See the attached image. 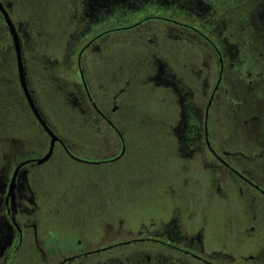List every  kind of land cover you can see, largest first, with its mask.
Here are the masks:
<instances>
[{"label":"rangeland","instance_id":"obj_1","mask_svg":"<svg viewBox=\"0 0 264 264\" xmlns=\"http://www.w3.org/2000/svg\"><path fill=\"white\" fill-rule=\"evenodd\" d=\"M1 2L23 47L34 103L80 161L56 143L49 160L34 162L50 139L25 104L0 15V264H58L73 252L144 236L195 249L215 264H264V0ZM152 13L170 19L126 28ZM153 21L156 43L141 47L136 38ZM120 35L126 39L110 40ZM92 39L107 44H94L95 64L91 44L85 47ZM211 44L224 67L208 140L230 170L204 139L220 71ZM22 161L11 199L19 205L17 240L3 199ZM148 246L122 244L67 264L120 251L133 257Z\"/></svg>","mask_w":264,"mask_h":264},{"label":"flooded vegetation","instance_id":"obj_2","mask_svg":"<svg viewBox=\"0 0 264 264\" xmlns=\"http://www.w3.org/2000/svg\"><path fill=\"white\" fill-rule=\"evenodd\" d=\"M0 15H1V13H0ZM2 18H3V16H2ZM146 19H148V18L147 17H143V18L139 19V21H137L136 23H132L131 25L130 24L127 25L126 28L127 27L137 26V25L143 23V21L146 20ZM3 21H4V19H3ZM94 40L95 39H92L91 41H89L87 43L88 45L86 44L87 46H85V47H88L90 44H92L94 42ZM212 47L214 48L216 56H217V59L219 61L220 57L222 59V55H221L220 51L215 47L214 44L212 45ZM21 55H22V61H23V65H24L23 47L22 46H21ZM15 59H16V56H15ZM222 65H223V59H222ZM223 67H224V65H223ZM219 70H220V61H219ZM24 71H25V69H24ZM25 76H26V74H25ZM222 77H223V68H222L221 79H222ZM25 78H26V82H27V77H25ZM221 79H220V82H221ZM18 81H19V76H18ZM220 82H219V84H220ZM27 85H28V83H27ZM19 86H20V88L22 90V87L20 85V81H19ZM86 91L87 90L85 89V93L84 94L88 98L89 103L93 106L95 112L101 117V119L106 124H108L111 128L116 130V132L118 133V130L116 129L115 124H113L111 119H110V115L102 114L100 112V110L98 109V107L93 105L94 101L92 100V98L90 97L88 92H86ZM215 93H216V90L214 91V95H215ZM22 94L24 96L25 104H26L27 108L31 111V108H30V106H29V104H28V102L26 100V97L24 95L23 90H22ZM213 98H214V96H213ZM212 102H213V99H212ZM212 102H211V104H212ZM211 104H210V106H211ZM115 109L116 108L113 109V113H115L114 112ZM31 113H32V111H31ZM32 115L34 116L33 113H32ZM34 118H35V116H34ZM35 120L37 121L36 118H35ZM37 123L39 124L38 121H37ZM39 126L41 127L40 124H39ZM42 130L44 131L43 128H42ZM58 144L65 151V153H66L65 156L69 157V158H72L66 152V150L64 148V146L67 148V145L64 144V142H63L64 145H62L61 143H58ZM211 152L213 153L214 157L218 161H220L223 165H225L226 168H228L229 170L231 169L229 164L224 161V159H223V157L221 155H217L214 152V150L211 151ZM16 182H17V179H16ZM15 190H16V186H15ZM262 195H264V194H262ZM15 196H16V194H15V191H14V196L13 197L16 199L17 197H15ZM3 203L5 205V207H4L5 208L4 209L5 210V216H6V218H8L9 223L12 224L15 227V230H16L17 235H18V237H17V240H18L19 235H20L19 227H18V225H17V223L15 222V219H14L16 217V212H17V209H18V206H19L18 202H15V203L12 204L11 203V199L9 198L7 200L6 194H5V197L3 199ZM253 229H254V227L252 226L250 228V230H253ZM133 243H135V244L148 243L150 246H148V247H139L138 251H137V254L133 255V257H131L132 255L128 254L127 252L125 253V252H121L120 251L119 253H116V254H114V253L108 254L107 253V254H104V255H101V256L93 257V259H91V260L80 261V262H78V264H163V262L160 260L161 258L169 260V262H170L169 264H185V263H181V260H180V256L181 255L189 256L193 260H198L199 262H201L203 264H215L212 261H210L209 259L204 258L202 255L200 256L199 254H197L195 249H192V248H189V247H185V246H181V245H178V244H174V243H171V242H166V241L161 240L159 238L149 237V236L131 238V239H128V241H124L123 243H117L116 245H110V246H102L100 248H97L96 250L89 251V252H77V253L73 252V254H71L69 256H62L60 261L58 262V264H67V263H70V262L74 261L77 258L81 259L83 256H86L88 254L98 253V252H101V251H105V250H107L109 248H112L113 246H119V245H122V244L123 245H125V244H133ZM15 249H16V247L13 249L14 253H15ZM165 256H167V257H165ZM249 257H252V256H249ZM6 259H8V258H6ZM133 259H136V262ZM186 264H195V263H186Z\"/></svg>","mask_w":264,"mask_h":264},{"label":"water","instance_id":"obj_3","mask_svg":"<svg viewBox=\"0 0 264 264\" xmlns=\"http://www.w3.org/2000/svg\"><path fill=\"white\" fill-rule=\"evenodd\" d=\"M0 13L3 16V19H4V21H5V23H6L7 27H8L9 34H10V36L12 38L14 51H15V56H16V63H17V70H18V76H19L20 85L22 87V90H23L24 95L26 97V100H27V102H28V104H29V106L31 108L32 113L34 114L35 118L37 119V121L39 122L41 127L44 129V131L47 133V135L49 136V139H50L49 147H48V150H47L46 154L43 157L34 160V162L39 165V164H42V163H44V162H46L47 160L50 159V157L52 156V153H53L54 145L56 143H61L62 145H64V144H63L62 140L60 139V137L46 123V121L44 120V118L42 117V115L40 114L39 110L37 109V107H36V105L34 103V100L32 98V95H31L30 91H29V88H28V85H27V82H26V78H25L26 76H25L24 65H23V61H22L21 43H20L19 35H18V32L16 30V27H15L14 23L12 22L9 14H8L6 8L4 7L3 3L1 2V0H0ZM81 52L79 54V60H80ZM219 61H220L219 77H218L217 83L215 85V88H214V90H213V92H212V94L210 96V99H209V101L207 103L206 114H205L204 138H205L207 147L211 151H213V150H212V148L210 146V143H209V140H208L207 117H208V110H209L210 104H211L213 96H214V91L217 89V87L219 85V82H220V79H221V75H222L223 65H222L221 57L219 58ZM93 105L96 106L95 103H93ZM119 135H120V133H119ZM120 137H121V140H122V136L121 135H120ZM123 147H124V144H123ZM64 148H65L66 152L73 159L79 160L74 155H72L65 146H64ZM122 153H123V150L120 153V155H118L114 159L119 158L122 155ZM27 162L28 161H22V162L18 163L14 167V169L12 171V174H11V177L9 179L8 187H7V193H6L7 200L9 198L10 199L13 198L14 191H15V185H16V179H17L18 173H19L20 169L22 168V166H24Z\"/></svg>","mask_w":264,"mask_h":264},{"label":"crops","instance_id":"obj_4","mask_svg":"<svg viewBox=\"0 0 264 264\" xmlns=\"http://www.w3.org/2000/svg\"><path fill=\"white\" fill-rule=\"evenodd\" d=\"M156 13V12H155ZM144 17H147L148 19H154V20H157V19H170V14H166V15H158V14H148L147 16H144ZM155 24H158L156 21H153L152 23H150L148 26H144L143 27V29L139 32V36L136 38V40L138 39L139 41V43H141L140 44V46L142 47L143 45H151L152 43H156V42H154V38H153V36H152V34L154 33V32H156V28H157V26H155ZM126 25H128V24H126ZM160 28H163L164 30H170V27H168V26H159ZM126 36V35H125ZM125 36H123V35H120L119 37H115V38H112V39H110L111 41L112 40H116V41H119V40H124V39H126V37ZM183 38H184V35L182 36ZM169 39H170V37H169ZM181 39V38H180ZM179 41V40H178ZM96 42H99V46H100V49H102L103 47L105 48V50L107 49V44L106 43H102V42H100L99 41V39L97 40V41H94L89 47H88V49H87V54H88V60H90L91 62H92V64H95V50H97V49H94V44L96 43ZM200 45H203L205 48H206V44L204 43H200V42H198ZM106 46V47H105ZM151 47V46H150ZM93 49V50H92ZM102 55V54H101ZM106 55H107V53H105V51H104V54L101 56V58L102 59H105V57H106ZM210 57V56H209ZM216 58V59H215ZM210 60H211V62L212 61H214V62H216V63H218L219 64V61H218V59H217V56H216V54H215V57L212 55L211 57H210ZM216 60V61H215ZM139 75L140 74H136L134 77H139ZM101 77V76H100ZM106 77V76H105ZM143 77V76H142ZM99 87H101V86H99ZM120 87H122L121 85H119V88ZM90 88L92 89V85L90 86ZM101 89H103V91H104V87H101ZM103 91H101L102 93H103ZM119 91H123V88H121ZM95 92H97V90H95V87H94V89H93V92H92V94L94 95L95 94ZM98 92H100V88H99V91Z\"/></svg>","mask_w":264,"mask_h":264},{"label":"snow or ice","instance_id":"obj_5","mask_svg":"<svg viewBox=\"0 0 264 264\" xmlns=\"http://www.w3.org/2000/svg\"><path fill=\"white\" fill-rule=\"evenodd\" d=\"M0 238H2V233H0Z\"/></svg>","mask_w":264,"mask_h":264}]
</instances>
